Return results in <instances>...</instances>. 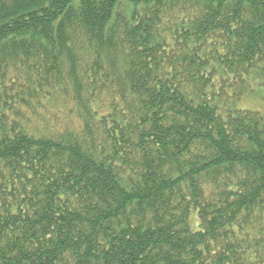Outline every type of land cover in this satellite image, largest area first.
I'll return each instance as SVG.
<instances>
[{"label":"trees","instance_id":"trees-1","mask_svg":"<svg viewBox=\"0 0 264 264\" xmlns=\"http://www.w3.org/2000/svg\"><path fill=\"white\" fill-rule=\"evenodd\" d=\"M262 75L264 0H0V264H264Z\"/></svg>","mask_w":264,"mask_h":264},{"label":"rangeland","instance_id":"rangeland-1","mask_svg":"<svg viewBox=\"0 0 264 264\" xmlns=\"http://www.w3.org/2000/svg\"><path fill=\"white\" fill-rule=\"evenodd\" d=\"M250 80L249 87H253L254 89H249L245 91L243 97L240 101L236 102L235 106L239 108L241 106L244 110H252L251 108H262L264 106V98H257L255 95L260 92H264V75L258 76L255 81ZM247 99V100H244ZM243 100V101H242ZM242 101V102H241ZM241 109V108H240Z\"/></svg>","mask_w":264,"mask_h":264}]
</instances>
